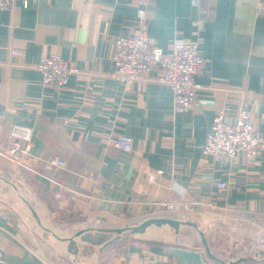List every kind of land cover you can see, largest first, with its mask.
I'll use <instances>...</instances> for the list:
<instances>
[{"label": "crops", "instance_id": "crops-1", "mask_svg": "<svg viewBox=\"0 0 264 264\" xmlns=\"http://www.w3.org/2000/svg\"><path fill=\"white\" fill-rule=\"evenodd\" d=\"M260 4L264 8V0H200L198 7L191 0H16L12 9L0 11V152L12 126L32 127L37 159L30 172L0 155V263L47 264L34 245L39 234L70 242L84 224L117 229L165 216L196 223L213 243L237 234L259 241L264 144L252 159L243 153L206 157L203 148L222 106L231 121L248 110L264 138ZM140 8L154 46L168 52L174 40L200 41L208 64L196 77L204 86L198 108L175 113L173 91L156 81L155 69L147 80L131 84L112 75L113 43L137 28ZM53 55L77 70L62 90L42 88L37 70ZM116 134L133 139L132 152L113 145ZM55 157L66 168L50 167ZM150 174L156 175L154 182ZM219 182L229 185L223 194ZM168 200L191 207L161 205ZM60 226L70 235L59 238ZM187 234L179 243L85 244L80 251L69 246L61 259L181 264L173 247L204 252L197 231Z\"/></svg>", "mask_w": 264, "mask_h": 264}, {"label": "built area", "instance_id": "built-area-1", "mask_svg": "<svg viewBox=\"0 0 264 264\" xmlns=\"http://www.w3.org/2000/svg\"><path fill=\"white\" fill-rule=\"evenodd\" d=\"M16 0H0V11L10 10ZM194 7H198L200 0H191ZM143 4V2L141 3ZM258 14H264L262 4L258 5ZM139 24L128 36H120L114 41L112 55L113 76L124 84L141 82L148 79L152 70L158 75L156 81L165 84L173 91V111L175 113L188 112L200 106L199 92L204 89L196 77L206 68L208 60L200 51V41L174 40L168 52L154 46L148 36V24L145 9L138 10ZM37 70L42 75V88L52 90L64 89L70 77L77 72L68 61L61 56L53 55L45 58ZM3 125L0 116V134ZM35 130L32 127L12 126L8 137L6 150L0 152L17 168L35 171L36 157L32 153ZM264 144V138L254 127L252 114L241 109L234 120H229L226 106L219 107L212 123L211 132L207 136L203 155L206 157L226 156L235 158L238 154H245L252 159ZM113 145L124 152L133 151V139L124 134H116ZM50 167L66 168L67 163L55 157L48 162ZM156 175L149 177L154 182ZM218 193L228 190L226 182H219ZM170 201V200H169ZM162 205V204H161ZM169 206L163 204L162 206ZM191 204L176 200L170 201L171 209H189Z\"/></svg>", "mask_w": 264, "mask_h": 264}, {"label": "rangeland", "instance_id": "rangeland-1", "mask_svg": "<svg viewBox=\"0 0 264 264\" xmlns=\"http://www.w3.org/2000/svg\"><path fill=\"white\" fill-rule=\"evenodd\" d=\"M163 204L169 205L170 201L168 200V202H165ZM172 217H176V216L172 215ZM64 222L65 221H63L60 218V225H62ZM84 225H87V224H84ZM84 225L82 228L86 229ZM250 226H253V225L250 224ZM128 227H132V226H128ZM260 227L264 229V221L260 222ZM79 231H82V230H78L77 232ZM77 232H75L74 234L72 232L73 236L71 237H75ZM189 232L195 235L196 231H194V229L189 226L182 227L181 232H180V235H181L180 237L182 236L185 237L186 235H188L187 233ZM66 234L70 235L68 231L64 230L63 226H60L58 229L59 238H64ZM126 236H128V238L124 239V241L122 240V243L134 242L138 240L144 241V242L151 241L152 243L153 242H170V241H174V230L170 228L169 226H165L160 229L151 227L145 234H133L132 235L128 233ZM247 236L248 235H245V234H237L231 237L225 236L224 239L222 238L218 240L219 242H214L217 248L215 250V253L219 255L220 257H222L223 259H226L227 263H230L231 261H236V258L240 256H247L248 258H250V260L258 259L257 252L264 250V234L260 236L259 241H258L259 237H253V236L247 237ZM192 239H194L193 236H192ZM75 241H76V247L78 251H80L78 249L79 247H82L85 244H90V243L82 242L80 237L75 238ZM34 245L36 248H38V251H40L43 257V260L47 264H54L56 261H58V259H60V264H67L66 260L61 259V255H65L67 253L68 248L70 246V242L61 241L58 238L56 239L53 236H51L50 232H47L42 235L39 234L35 240ZM219 245L220 247H218ZM247 264H251V263L248 262ZM261 264H264V262H262Z\"/></svg>", "mask_w": 264, "mask_h": 264}, {"label": "water", "instance_id": "water-1", "mask_svg": "<svg viewBox=\"0 0 264 264\" xmlns=\"http://www.w3.org/2000/svg\"><path fill=\"white\" fill-rule=\"evenodd\" d=\"M165 226H169L174 230V239L176 243L180 242V232L182 226H189L197 231L200 236L202 246L204 252L193 251L190 249L182 248L179 246H175L171 249V254L181 263V264H210L214 262L216 264H245L250 262L251 264H261L264 262V250L257 252L258 259L248 258L247 256H240L236 258V261H231L227 263L226 259L221 258L219 255L217 256L215 253L214 246L215 243L210 242L206 237L205 232L200 229V227L194 222L181 221L168 217H156L149 218L145 220L143 223L137 226L132 227H124L117 229H101V228H89L82 231L77 232L74 238L70 239V250L77 249L75 238L80 237L82 242L90 243L95 246H103L109 247L115 244H119L127 239L126 236L128 233L130 234H145L149 228H163ZM94 232L95 235L91 233ZM212 247V249H211ZM2 264V263H0Z\"/></svg>", "mask_w": 264, "mask_h": 264}]
</instances>
